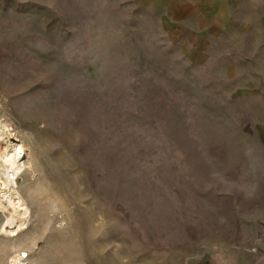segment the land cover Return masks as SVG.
I'll return each instance as SVG.
<instances>
[{"label":"rangeland","instance_id":"rangeland-1","mask_svg":"<svg viewBox=\"0 0 264 264\" xmlns=\"http://www.w3.org/2000/svg\"><path fill=\"white\" fill-rule=\"evenodd\" d=\"M238 1L201 30L178 0H0L30 264H264V0Z\"/></svg>","mask_w":264,"mask_h":264},{"label":"bare ground","instance_id":"bare-ground-1","mask_svg":"<svg viewBox=\"0 0 264 264\" xmlns=\"http://www.w3.org/2000/svg\"><path fill=\"white\" fill-rule=\"evenodd\" d=\"M4 88L0 82V102ZM23 129L8 107L0 106V264H30L27 249L35 244L33 236L24 237L28 229L30 208L18 190V180L32 169V157L19 143ZM16 141V142H15Z\"/></svg>","mask_w":264,"mask_h":264},{"label":"crops","instance_id":"crops-1","mask_svg":"<svg viewBox=\"0 0 264 264\" xmlns=\"http://www.w3.org/2000/svg\"><path fill=\"white\" fill-rule=\"evenodd\" d=\"M237 3L238 0H178V21L186 28L194 21L201 30L217 25L219 21L232 22ZM259 21L264 24V15Z\"/></svg>","mask_w":264,"mask_h":264}]
</instances>
